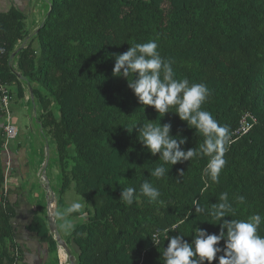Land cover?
Wrapping results in <instances>:
<instances>
[{"label": "trees", "instance_id": "16d2710c", "mask_svg": "<svg viewBox=\"0 0 264 264\" xmlns=\"http://www.w3.org/2000/svg\"><path fill=\"white\" fill-rule=\"evenodd\" d=\"M42 1V23L30 31L21 9L0 11V88L8 97V114L0 111V264H26L17 243V203L10 200L12 173L5 160L27 149L15 143L13 150L16 138L8 140L3 128L12 125V100L26 99L32 107L29 91L38 135L54 146L59 193L72 187L86 205L83 221L67 238L75 264H163L169 236L181 234L190 242L195 227L219 233L211 216L192 207L195 199L210 209L222 193L232 205L224 219L260 214L264 236V0ZM148 41H155L162 57L172 62L176 79L209 88L202 110L227 126L230 137L218 181L204 172L208 155L164 164L132 130L146 119L160 121L172 125L171 135L187 137L185 150H199L204 143L203 134L176 114L162 117L141 106L127 79L113 76V56ZM9 88H15L14 94ZM246 114L255 122L247 134L232 136ZM161 164L169 173L157 179L151 172ZM145 180L160 190L163 203L140 193ZM128 187L136 189L131 205L120 199ZM24 231L56 251L41 216L35 214Z\"/></svg>", "mask_w": 264, "mask_h": 264}, {"label": "clouds", "instance_id": "9594fccd", "mask_svg": "<svg viewBox=\"0 0 264 264\" xmlns=\"http://www.w3.org/2000/svg\"><path fill=\"white\" fill-rule=\"evenodd\" d=\"M113 58L115 60L113 76L127 79L128 87L141 106L154 108L162 117L172 112L181 121L186 122L188 127L191 126L189 128L199 130L204 136V143L199 150L196 147L185 150L183 145L187 143V137L179 132L171 135L170 123L161 124L160 121L155 123L146 119L147 122L143 125L138 124L132 128L138 130L137 138L144 149L152 156L159 154V159H162L164 164L172 166L191 161L200 155H208L210 160L204 172L212 180L218 181L226 163L223 157L230 137L227 126L219 124L209 111L202 110V105L210 95L207 85L190 84L188 79H176L172 62L162 57L155 41L133 44L127 51L115 54ZM173 108L175 110L170 111ZM124 128L129 132L126 127ZM164 164L155 167L151 175L157 179L165 177L169 169ZM5 167H10V157L6 158ZM183 174L184 171L179 170L181 177ZM135 193L134 187H128L121 191L120 199L131 205ZM140 193L152 202L163 203L159 199L160 190L147 180L141 184ZM238 199L243 202L244 197ZM81 208L80 202H73L66 209V213L57 215L63 218L64 215L77 212ZM192 209L195 213L211 216L217 222L212 224L219 225V233L209 234L206 229L195 227L190 242L181 234L169 236L167 247L162 254L163 264H213L214 260L218 264H264V236L259 234L262 223L260 214H254L248 219H224L232 211L227 193H222L219 202L213 204L210 209L204 208L194 199ZM192 209L190 214L193 213ZM64 227L70 229L72 226L65 223ZM150 239L155 245L159 242L156 235ZM56 247L60 262L69 264L66 247L65 249L58 245Z\"/></svg>", "mask_w": 264, "mask_h": 264}, {"label": "rangeland", "instance_id": "374dc122", "mask_svg": "<svg viewBox=\"0 0 264 264\" xmlns=\"http://www.w3.org/2000/svg\"><path fill=\"white\" fill-rule=\"evenodd\" d=\"M23 1L26 2L25 5H22V9L24 10V13L26 15L25 28L27 31H30L34 28V24L38 25L42 23L43 14L46 11V4L42 0ZM8 90L11 91L12 94H14L15 92V88H9ZM10 111V123L14 125L17 130V137L12 142L11 148L15 150V147L13 145L15 143H19L22 147L27 149L25 150V157L30 161V173L26 175L25 181L23 183H20L22 185L23 200L28 208L31 207L29 208L31 215L34 216L36 214L41 216L45 220V224L47 226L45 193L41 188V176L44 175L43 178H45L46 180V185L53 194V198L55 199L54 205H52L50 208L51 213H53L57 232L61 238H65L63 239V241L66 240L68 244V247H65L70 250L72 254L71 257L75 258V253L72 252V246L69 239L67 238L69 231L83 221L86 205L82 198L75 195L72 187H70L60 195L59 182L56 173L57 171L54 165L56 159L54 146L51 139H49L48 137L44 141L41 137H39V133L37 131L38 129L35 124L32 125L31 129L29 128L28 118L31 113V107H29V105L26 104L25 101L12 100ZM45 141H47L48 143L46 144ZM41 158L42 164L39 166L38 164ZM46 162L47 168L45 169L44 173L43 167L45 166ZM37 168L39 169L38 174L40 177L37 174ZM57 200L59 202L58 208H56ZM73 202H80L82 204V208L77 212L64 215L63 218L57 215L58 213H66V209ZM18 223L19 225H17V227H19L20 233H18L17 243L19 244L21 243L23 236H27V233L22 229L23 221H18ZM65 223L70 224L72 227L70 229H66L64 227ZM21 233H23V236ZM27 238H29L30 241L34 240V237L31 235L27 236ZM52 239L55 240L54 236H52ZM48 248V244H43V250H41L40 248L38 249L37 254L35 255L37 258L35 260L38 261L40 259L39 264H41L42 262V264H57L55 262L57 250L54 252L48 250ZM59 264L61 263L59 262Z\"/></svg>", "mask_w": 264, "mask_h": 264}, {"label": "crops", "instance_id": "0c3cea01", "mask_svg": "<svg viewBox=\"0 0 264 264\" xmlns=\"http://www.w3.org/2000/svg\"><path fill=\"white\" fill-rule=\"evenodd\" d=\"M25 3L26 2L23 0H5L2 3H0V11L1 10L5 11L9 7L13 6V7H17L19 9H21L24 12V10L22 9L23 8L22 5H25ZM28 96L30 97V99L32 101L31 113H30V116L28 118L29 128L31 129L32 125H34V124L36 125V122H35V116H36L35 111H36V109L34 108L33 100H32V97L30 96V91L28 92ZM29 97H27V98L29 99ZM23 101H25L26 104H28V101H26V99H24ZM36 127H37V125H36ZM25 154H26L25 149L24 150L22 149V151H16L13 155L10 156V171L12 174L10 175L11 185L9 188V190L12 192L10 195L11 202L17 203L16 219H15V221H13V223H14V226L17 227V225H19L18 221H23V223H22L23 231L30 224L32 217H33L31 215L30 209H29L31 207L28 208L27 205L25 204L24 200H23L22 185L20 184V183H23L25 181L26 175H28L30 173V161L27 160V158L25 157ZM18 193H20V194H18ZM17 228H18V232H19L20 231L19 227H17ZM21 234L23 236V233H21ZM29 235L30 234L27 233V236H29ZM27 236L26 237L23 236L21 243H19L24 248V250H23L24 262L26 264H39L40 259L38 261H36L35 259L37 257L35 255L37 254V251L39 248L41 250H43L42 249L43 245H40L38 240L33 235H31L34 237L33 238L34 240H32V241H30L29 238H27ZM61 239L63 240L65 238L62 237ZM30 242H32V243H30ZM63 243L66 247H68L66 240H64ZM67 250H68L69 254L72 256L70 250L69 249H67ZM55 260H57L58 262L61 261L60 256L58 254V250H57V254L55 256Z\"/></svg>", "mask_w": 264, "mask_h": 264}, {"label": "water", "instance_id": "95a60500", "mask_svg": "<svg viewBox=\"0 0 264 264\" xmlns=\"http://www.w3.org/2000/svg\"><path fill=\"white\" fill-rule=\"evenodd\" d=\"M42 26V25H41ZM15 54H13L10 58V60H12L14 58ZM19 78V77H18ZM30 96L32 97V94L30 92ZM47 163V162H46ZM46 163L44 166V169L46 167ZM45 172V170H44ZM41 188L43 189V192L45 193V201H46V217H47V228H48V233L51 236H54L55 241L57 243V245L63 249H65V245L61 239V237L59 236L58 232H57V228L55 225V221L53 218V213H51V206L54 205L55 203V199L53 198V194L51 193V191L49 190V188L46 185V182L43 179V176L41 178ZM66 254L68 257V262L69 264H75L73 258L71 257V255L69 254V252L67 250Z\"/></svg>", "mask_w": 264, "mask_h": 264}, {"label": "built area", "instance_id": "2783aa9c", "mask_svg": "<svg viewBox=\"0 0 264 264\" xmlns=\"http://www.w3.org/2000/svg\"><path fill=\"white\" fill-rule=\"evenodd\" d=\"M0 90L2 91L1 93V106L2 108H0L1 112H4L5 114H8L7 111V104H8V97L5 94V92L0 88ZM255 122V120L248 114L244 115L239 123L238 128L232 133V136L234 137H240L242 135H245L248 133L249 129H250V124H253ZM4 133L5 136L7 137L8 140H12L14 138H16V134H17V130L15 127H13L12 125H10L9 123H7L4 128ZM9 165V160L7 162V166ZM61 263V262H60ZM63 264V263H61ZM66 264V263H64Z\"/></svg>", "mask_w": 264, "mask_h": 264}]
</instances>
